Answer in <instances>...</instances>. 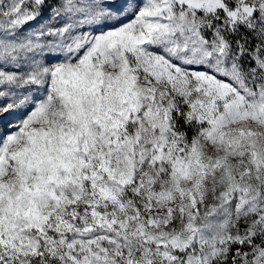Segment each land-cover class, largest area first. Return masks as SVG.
Masks as SVG:
<instances>
[{
	"label": "snow or ice",
	"instance_id": "obj_1",
	"mask_svg": "<svg viewBox=\"0 0 264 264\" xmlns=\"http://www.w3.org/2000/svg\"><path fill=\"white\" fill-rule=\"evenodd\" d=\"M0 264H264V0H0Z\"/></svg>",
	"mask_w": 264,
	"mask_h": 264
}]
</instances>
